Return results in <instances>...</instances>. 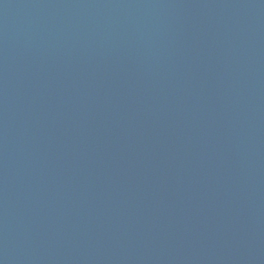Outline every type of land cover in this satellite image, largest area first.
Wrapping results in <instances>:
<instances>
[{
  "label": "water",
  "instance_id": "1",
  "mask_svg": "<svg viewBox=\"0 0 264 264\" xmlns=\"http://www.w3.org/2000/svg\"><path fill=\"white\" fill-rule=\"evenodd\" d=\"M0 264H125L48 122L1 0Z\"/></svg>",
  "mask_w": 264,
  "mask_h": 264
}]
</instances>
